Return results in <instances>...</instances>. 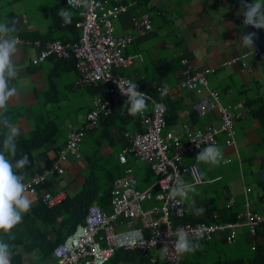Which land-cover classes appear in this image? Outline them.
<instances>
[{"label": "crops", "instance_id": "obj_1", "mask_svg": "<svg viewBox=\"0 0 264 264\" xmlns=\"http://www.w3.org/2000/svg\"><path fill=\"white\" fill-rule=\"evenodd\" d=\"M125 3L129 5L128 12L113 18L114 34H130L134 37L125 53L133 54L135 59L132 64L119 67L116 72L130 77L138 86L157 88L168 85V93H156V97L164 100L168 107L169 120L164 132L172 131L185 141L184 124L206 130L221 123L217 109L204 115L195 111L194 104L204 91L198 93L181 87L179 70L181 60L185 57L198 69L216 68L215 72L209 74L210 88L219 92L222 105H232L234 111L244 113L235 121L234 144H229L231 136L228 133L222 132L217 136L215 147L220 150L217 163L197 160L201 150L184 155V163H197L204 177L202 183H194L188 173L182 174L180 178L186 184L194 185V190L188 191L186 198L190 208L187 216L203 220L209 214L212 217L218 214L221 218L222 214L245 211L246 201L250 202L253 209L260 210L264 197V182L260 175L264 171V123L251 111L249 102H264V53L255 55L252 53L254 48L242 44L245 25L243 13L238 15L241 6L234 0H125ZM62 8L68 10L64 0H0V22L14 25L16 31L12 35L21 40L12 57L18 69V75L12 81L17 94L8 101L7 111L14 117V124L20 128L18 138L29 137L37 129L47 127L48 133L56 132L51 141L33 151L35 166L40 169L59 158L69 131L86 122V115L94 106V95L101 94L91 87L75 85L78 72L71 60L48 58L33 63L40 51L36 41L44 43L59 39L71 42L75 39L76 34L58 15ZM145 11L151 13L153 30L140 34L133 26L131 16ZM70 13L71 16H78L75 10ZM77 29L80 34L78 26ZM245 53L247 55L243 56ZM234 58L239 59L233 64H224ZM162 60L172 62L174 68L160 76L155 64ZM146 108H150L149 102H146ZM54 127L56 130H52ZM133 128L134 131L138 130L137 125ZM127 131L132 130L121 123L113 125V141L106 140L100 146V158L106 157L107 160L108 156L114 155L118 160V153L127 143L124 136ZM91 133L86 132L84 140ZM94 142L97 143L96 138ZM92 161L85 152L81 158L67 154L61 161L63 173L50 175L37 194L26 192L25 195L32 202L30 210L22 215V221L10 232L0 230V240L9 244L10 264L13 253L22 254L23 264H56L46 243L56 236V230L43 220H35L36 208L45 190L52 193L63 191L66 198L76 197L90 177L91 173L86 175L84 171L91 166L89 163ZM136 164L142 174L138 178L135 166H132L138 179V188H150L156 179L151 182L147 178L149 165L138 161ZM157 191V187L153 188V193ZM228 195L235 198L231 208L226 207ZM94 201L111 211L109 201L106 205L100 202L99 197ZM145 201H150L152 205L158 203L157 200ZM200 208L204 211L197 215L196 210ZM238 234H245L247 240L253 241L248 227L241 228ZM213 239L224 240L221 235Z\"/></svg>", "mask_w": 264, "mask_h": 264}, {"label": "built area", "instance_id": "obj_2", "mask_svg": "<svg viewBox=\"0 0 264 264\" xmlns=\"http://www.w3.org/2000/svg\"><path fill=\"white\" fill-rule=\"evenodd\" d=\"M67 4L77 12L80 20L77 26L81 33L77 40L63 42L52 39L42 43L36 41L40 48L39 54L33 59L37 64L48 58L55 60L73 59L78 75L75 79L77 87H109V95L96 93L94 106L86 115V122L77 128H72L64 147L55 162L48 167L36 171L30 177H24L25 192L37 194L50 175L63 173L61 163L67 154L81 158L80 150L87 130L95 129L99 124L101 114L110 115L114 103L118 102L122 95L117 84L134 81L117 71L119 67L130 65L134 62L133 54H126L125 50L134 37L130 34L116 36L113 18H118L128 12L129 5L125 0H89V6L83 7L78 0H66ZM131 21L140 34H146L153 30L151 13L149 11L133 14ZM18 41L20 42V38ZM252 53L263 54L261 48L254 47ZM245 53L243 56H246ZM239 58H234L224 64H233ZM216 68L208 67L198 69L188 58H182L180 66V85L182 88L195 90L198 93L205 92L194 104L195 111L204 115L217 109L221 115V123L209 129H194L184 124L186 140L180 135L168 131L167 127L168 107L164 100L143 90L138 86V91L148 97L146 101L152 104L148 110L138 113L143 131L125 132L126 146L118 153V160L125 165V175L117 179L109 194L111 211H107L99 202L93 201L87 208L85 218L79 222L64 240L59 242L52 251L56 264H107L120 250L149 251L151 248L161 250L163 261L158 255H150L152 264H178L181 253H177L173 242L176 237L169 236L177 229H184L189 233L190 240L209 241L217 235L224 240L235 242L239 230L248 227L250 234L255 237L258 230H264V197L261 209L252 208L249 201L244 204L245 211L239 212L235 220L222 221L218 214L213 220H184L190 211L185 196L170 199L168 193L175 185L177 178L188 173L194 183L204 182L200 166L197 163L185 164L184 155L194 154L205 147L216 146L217 136L228 133L231 136L229 144H234L235 121L244 113L233 110L232 105H222L220 94L209 86V74ZM125 83V87H126ZM164 94L169 92L167 84L157 87ZM128 98V97H127ZM248 110V109H247ZM199 145V147L197 146ZM129 154L138 160L149 164L156 175L153 185L145 190L138 188V179L134 168L128 165ZM264 182V171L260 172ZM158 191L153 193V188ZM66 198L63 191L52 193L45 190L41 195V202L47 207H55ZM145 200H157L158 203L150 207H143ZM235 204V198L228 195L226 207L231 208ZM202 233L200 238L195 234ZM167 244V252L163 247ZM163 262V263H162ZM124 264V263H119Z\"/></svg>", "mask_w": 264, "mask_h": 264}, {"label": "clouds", "instance_id": "obj_3", "mask_svg": "<svg viewBox=\"0 0 264 264\" xmlns=\"http://www.w3.org/2000/svg\"><path fill=\"white\" fill-rule=\"evenodd\" d=\"M70 2V0H69ZM78 4L83 7L89 6V0H78ZM243 13V24L251 25L254 28H264V0H252L245 3L241 0V7L238 15ZM58 15L66 24L71 23V13L66 9H60ZM16 31L14 25L9 26L6 22H0V127L6 129L0 148V230L10 232L11 229L22 221V215L27 213L31 207L30 199L24 195V174L22 171L28 164L27 154L20 159H13L17 154V137L20 135V128L17 127L6 115L8 111V101L17 94V88L12 81L18 75V69L13 62V55L17 51L18 38L12 34ZM256 34L248 33L241 37L242 44L249 48H254L253 37ZM126 83V87H125ZM122 95L128 97L125 103L129 105L128 112L131 115L143 112L146 108L147 96L138 91V85L130 81L117 84ZM163 94V93H162ZM199 147V145H197ZM220 157V150L215 146L203 148L196 159L207 163H217ZM194 185L186 184L182 179L177 178L175 185L168 193L170 199L180 196L183 198L185 193L193 191ZM203 208L197 209L196 214L200 215ZM169 236L176 237L173 242L177 253L195 251L198 243H193L189 239V233L184 229H177L174 233L168 232ZM197 238L202 233L195 234ZM167 244L163 247V252H167ZM0 264H10L9 244L0 240Z\"/></svg>", "mask_w": 264, "mask_h": 264}, {"label": "trees", "instance_id": "obj_4", "mask_svg": "<svg viewBox=\"0 0 264 264\" xmlns=\"http://www.w3.org/2000/svg\"><path fill=\"white\" fill-rule=\"evenodd\" d=\"M64 4H66L67 9L71 12L74 11L72 8L67 4V1L64 0ZM74 14V12H72ZM76 14V13H75ZM80 18L76 15L72 16L71 23L68 24L69 29H72L73 32L76 34L75 39L77 40L79 37L78 29H77V22ZM61 60H71L73 65H75V60L73 59H61ZM174 68V64L169 61H159L155 64V70L160 75L163 76L168 73L170 70ZM137 84V83H136ZM138 85V84H137ZM140 87L155 95L159 90L157 88H153L151 86L140 85ZM93 91L100 92L104 95H109V87L99 86V87H91ZM127 97H121L120 100L114 103L113 111L110 115L106 116L104 114L100 115L99 124L95 129L87 130L88 133H95L98 132L96 137L97 143L102 145L106 140L113 141V137L111 134V127L115 124L121 123L123 125H127L128 123L135 122V125L138 126V130L143 131V126L140 122V118L138 115H131L128 112L129 105L125 103L127 101ZM259 100H252L249 102L251 106V111L254 115L259 118L264 123V102L259 103ZM253 106V107H252ZM9 119L14 123V117L11 116L9 112L6 113ZM167 120L168 117H167ZM49 127L37 129L34 131L29 137H17V154L13 159V163L15 160L20 159L22 155L27 154L29 158V164L23 169L20 170L23 172L24 177H30L36 171L41 170L37 166H35L34 155L33 151L47 143L48 141L52 140V136H55V133L52 134L48 133ZM126 128V127H123ZM52 130H56L55 127ZM6 129L0 127V148H2V142L4 138V133ZM94 161L90 162L89 165L94 167ZM52 163L48 164L47 166L51 165ZM97 166V165H95ZM104 176L110 178L109 187L105 190L99 189L97 177L94 174L90 175L87 179V182L84 185V188L78 193V195L74 198L67 197L64 199L59 205L55 207H47L42 202L36 208L35 220H43L44 222L50 224L56 230V236L52 239L47 240V245L49 246V252L52 254L53 248L62 240L66 238V236L73 231L76 225L79 222H82L85 218V214L87 211L88 206L97 198L99 197L100 202L104 205L108 203L109 194L111 192L113 183L119 177H114L110 173L105 174ZM147 178L152 182L156 179L154 171L149 168L147 169ZM99 193H103L99 195ZM213 209V208H212ZM215 211L212 212V214ZM222 214V213H221ZM237 213H230V214H222L221 220L228 221V220H235ZM184 220H191L190 217H186ZM203 220H213V217L209 214V217ZM259 237H262V240H259ZM194 244L198 243L199 247L195 251L191 252H184L181 253L180 260L178 264H209L205 261H200L198 257H201L203 253L206 251L204 247H202L203 243L209 242L205 240H191ZM225 241V240H223ZM254 256L251 258H233V259H216L211 262V264H264V230L260 228L258 230V234L254 237ZM226 242V241H225ZM151 254L149 251H143L140 249L136 250H120L116 253V255L107 263V264H118L121 261L133 259L137 264H152L150 261ZM163 261V259H160ZM162 262V263H163ZM11 264H23V257L21 253H13ZM169 264V263H163Z\"/></svg>", "mask_w": 264, "mask_h": 264}, {"label": "rangeland", "instance_id": "obj_5", "mask_svg": "<svg viewBox=\"0 0 264 264\" xmlns=\"http://www.w3.org/2000/svg\"><path fill=\"white\" fill-rule=\"evenodd\" d=\"M234 1H236L237 4L241 6V0H234ZM149 104L151 108L152 104L150 102ZM146 110L148 109L146 108ZM134 125H135V122L131 121L126 126L128 127V129L132 130L131 132H135L134 131L135 129L133 128ZM97 135H98V132L88 134L85 140L82 142L80 150L82 153L85 152L87 155H89L94 160L92 164L94 167L90 166L88 169H85L84 171L85 174L86 175H89L90 173H91L90 175L94 174V176L97 177L99 189L105 190L109 186L110 178L104 175L110 173L114 177H122L125 174L126 166L122 165L119 162V160H117L114 157V155L108 156L109 158L107 160H106V157L100 158L101 157L100 156L101 154L100 146L101 145L94 142ZM129 159L130 161L128 165H131L133 167L135 166L134 168L136 169V175L138 176V178H140L142 174L139 170H137L136 162L138 161L139 163H143V161L138 160L132 154H129ZM154 204L155 203H153V205ZM153 205L150 201L142 202L143 207H149ZM252 238H253V241L250 242L249 240L246 239L245 234H238L235 242L233 243H229L227 241L225 242L223 240L212 239L209 242L202 244V247H204L206 251L203 253L201 257H198V259L200 261H205L211 264V262L216 259L251 258L255 254L254 252V242L255 241H254V237ZM149 253L152 255H161V250L158 248H151L149 250ZM160 259H163V257L160 256ZM122 262H124V264H135V261L133 259L125 260Z\"/></svg>", "mask_w": 264, "mask_h": 264}, {"label": "water", "instance_id": "obj_6", "mask_svg": "<svg viewBox=\"0 0 264 264\" xmlns=\"http://www.w3.org/2000/svg\"><path fill=\"white\" fill-rule=\"evenodd\" d=\"M245 3H251L252 0H244ZM255 33L256 35L253 37V44L255 47H259L264 52V28L257 29L252 27L251 25H245V34Z\"/></svg>", "mask_w": 264, "mask_h": 264}]
</instances>
